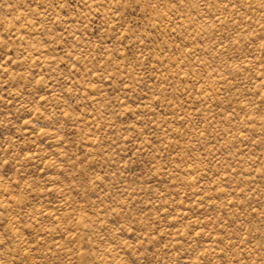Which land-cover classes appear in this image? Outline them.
Segmentation results:
<instances>
[{
  "label": "rangeland",
  "instance_id": "rangeland-1",
  "mask_svg": "<svg viewBox=\"0 0 264 264\" xmlns=\"http://www.w3.org/2000/svg\"><path fill=\"white\" fill-rule=\"evenodd\" d=\"M0 264H264V0H0Z\"/></svg>",
  "mask_w": 264,
  "mask_h": 264
}]
</instances>
